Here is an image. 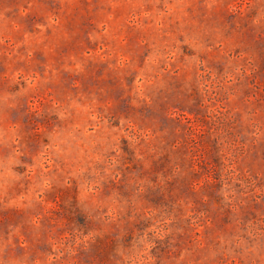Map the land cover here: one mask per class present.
Instances as JSON below:
<instances>
[{"label":"rangeland","instance_id":"obj_1","mask_svg":"<svg viewBox=\"0 0 264 264\" xmlns=\"http://www.w3.org/2000/svg\"><path fill=\"white\" fill-rule=\"evenodd\" d=\"M0 264H264V0H0Z\"/></svg>","mask_w":264,"mask_h":264}]
</instances>
